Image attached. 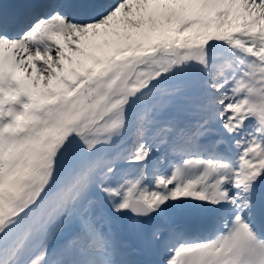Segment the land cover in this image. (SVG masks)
<instances>
[{
  "label": "snow or ice",
  "instance_id": "obj_1",
  "mask_svg": "<svg viewBox=\"0 0 264 264\" xmlns=\"http://www.w3.org/2000/svg\"><path fill=\"white\" fill-rule=\"evenodd\" d=\"M0 264H264V0H0Z\"/></svg>",
  "mask_w": 264,
  "mask_h": 264
}]
</instances>
